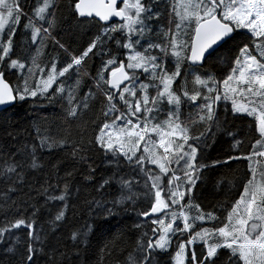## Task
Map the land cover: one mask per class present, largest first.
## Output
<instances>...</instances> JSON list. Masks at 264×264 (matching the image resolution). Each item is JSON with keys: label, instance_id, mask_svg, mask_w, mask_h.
I'll return each instance as SVG.
<instances>
[{"label": "snow or ice", "instance_id": "1", "mask_svg": "<svg viewBox=\"0 0 264 264\" xmlns=\"http://www.w3.org/2000/svg\"><path fill=\"white\" fill-rule=\"evenodd\" d=\"M67 7L90 29L79 52L61 38L59 0H0V112L31 101L60 105L65 119L93 108L101 117L91 121L87 144L37 127L38 143L15 152L0 146L5 255L12 264H89L96 220L71 228L66 241L59 231L81 191L71 182L76 169L61 175L56 161L50 174L41 172V153L65 150L86 166L85 181L101 166L109 170L94 186L101 197L85 200L89 215L136 216L135 246L121 264H264V0H68ZM218 135L230 147L213 160ZM232 162H246L239 182H228L238 195L206 207L197 193L208 170ZM113 185L117 194L105 202ZM112 251L101 246L94 264Z\"/></svg>", "mask_w": 264, "mask_h": 264}, {"label": "trees", "instance_id": "2", "mask_svg": "<svg viewBox=\"0 0 264 264\" xmlns=\"http://www.w3.org/2000/svg\"><path fill=\"white\" fill-rule=\"evenodd\" d=\"M22 2L31 6L35 4L36 0H22ZM59 3L60 12L58 15L64 17L61 38L72 50L79 52L81 47L88 41L90 29L88 26L77 25L68 11V0H59ZM91 31H95V29H91ZM18 35L21 37L22 42L23 33L18 30ZM24 51L26 49H18V54ZM89 63L94 68L97 61H90ZM9 78L14 79L12 77ZM3 117H7V123L3 121ZM94 119L97 122L101 119L99 112L95 108L87 112L81 119L73 120L64 118L60 105H33L31 101L17 102L15 106L10 107L6 112H0V146H3L7 151L15 152L16 148L23 143H38L35 130L37 127L41 131L50 129L61 137H67L71 141L83 140L87 144L94 134V125L91 123ZM237 123L241 129L245 128L243 124ZM9 132L16 137L15 140H13L12 136L8 135ZM227 140V137L217 136V143L213 146L214 150L210 153L213 160L227 157L230 147ZM40 155L44 158L45 164V167L41 170L42 173L50 174V165L56 161H62L60 164L61 175H63L64 169H76L71 182L73 189L79 187L81 191L78 196L74 195L70 202V207L67 210L70 222L59 230L62 237L66 241L71 228L83 227L86 221L95 219L97 225H99V229L94 236L90 237L91 248L87 253L89 264H94V255L105 244L113 250L112 255L106 257L105 264H121L127 253L135 246V236L137 234V230L133 228L134 221L136 220L135 214L129 210L126 213L122 212L120 215L104 220L103 218L89 215V207L85 203L86 199L92 200L93 198L98 199L101 197L102 194L97 193L94 186L109 170L103 166L99 167L95 174V179L88 182L83 179L82 175L86 166L76 164L71 156L66 155L65 150H57L53 153L45 151ZM93 159L99 164L100 157L93 154ZM245 164L246 162H232L231 167L228 165H218L216 168L208 170L206 183L200 187L197 193L206 207L211 208L217 201L224 200L225 196H228L229 200H231L238 195L235 189L230 191L228 182H239V177L245 170ZM37 175L40 176L41 173H37ZM116 194V186L113 185L106 194H103L105 202ZM40 199L42 200L43 197H40ZM93 211H96V209H93ZM45 218L46 215H42L41 219ZM53 243H55L54 239L50 238L49 244ZM0 261H3V264H12V260L4 253L3 245H0ZM41 264H44L43 259L41 260Z\"/></svg>", "mask_w": 264, "mask_h": 264}, {"label": "water", "instance_id": "3", "mask_svg": "<svg viewBox=\"0 0 264 264\" xmlns=\"http://www.w3.org/2000/svg\"><path fill=\"white\" fill-rule=\"evenodd\" d=\"M11 107H12V106H11ZM9 108H10V107H9ZM9 108H8V109H9Z\"/></svg>", "mask_w": 264, "mask_h": 264}]
</instances>
